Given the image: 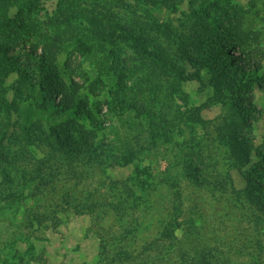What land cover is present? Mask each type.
I'll list each match as a JSON object with an SVG mask.
<instances>
[{"label": "rangeland", "instance_id": "374dc122", "mask_svg": "<svg viewBox=\"0 0 264 264\" xmlns=\"http://www.w3.org/2000/svg\"><path fill=\"white\" fill-rule=\"evenodd\" d=\"M1 5L0 22L6 25L0 23V44L15 42L9 56L30 43H39L40 51V42L64 38L54 60L57 74L72 88L75 84L80 99L96 110L102 126L97 140L117 149L96 168L55 152V164L44 166L38 190L37 181L29 182L35 176L30 156L5 164L30 177L24 187L21 178L10 183L9 190L19 199H0V264H104V256L110 258L115 247L128 254L110 258L111 264H180V253L186 264H197L196 250L202 249L210 264H254L252 256L264 264V231L256 230L246 215L249 210L236 202V192L242 195L246 184L241 170L257 162L264 166V0H2ZM110 23L120 33L130 30L148 48L144 51L157 52L188 74L174 83L173 99L167 96L169 77L152 55H139L131 41L122 38L118 49L102 39ZM217 33L234 35L233 44L240 43L252 53L250 61L260 64L250 89L240 93L254 104L246 122L228 119V104L221 100L238 96L237 91L190 75L209 71ZM114 49V59L101 70L99 62ZM130 70L131 80L154 84L139 98L147 102L153 126L165 134L153 140L151 133L142 131L145 149L131 163L119 165L115 154L126 144L136 150L140 144L129 130L128 115H113L106 103L121 94L130 99ZM16 79L15 74L4 79L6 98H12ZM39 99L37 92L36 99L21 105L38 110ZM190 111L196 120L191 124L186 121ZM11 116L15 122L17 113ZM66 116H50L46 125L61 123ZM75 119L92 126L82 117ZM237 127L246 138L248 159H240L239 167L230 141ZM43 144L26 148L40 159L46 157ZM169 176L172 185L164 180ZM6 186H1L4 194ZM137 190L141 201L135 205L130 196ZM40 213L48 216L39 224L33 215Z\"/></svg>", "mask_w": 264, "mask_h": 264}, {"label": "trees", "instance_id": "16d2710c", "mask_svg": "<svg viewBox=\"0 0 264 264\" xmlns=\"http://www.w3.org/2000/svg\"><path fill=\"white\" fill-rule=\"evenodd\" d=\"M0 11L2 12V5L0 6ZM3 19L8 25H12L7 15H4ZM1 25L5 27L6 24L1 23ZM215 37L214 41L217 45V50L216 52H211L208 57L207 65L209 66V71L204 75H201L199 72H192L190 75L191 77H197L204 84L206 83L204 79L208 78L210 83L215 82L213 83L215 87L221 86L223 90L228 92L237 91L238 96L232 97L231 99L225 96L226 99L221 100L225 105L228 104L226 113L228 119H239L240 121L246 122V118L254 110V104L250 98H243L240 93L244 89H250L251 81H253L251 77L259 71L260 64L250 61L252 53L243 49L240 43L233 44L234 35L217 33ZM121 38L127 42L131 41L130 44H133V48L139 55L141 52H148V54L157 60L156 66L163 69L169 77L170 87L168 95H166L170 100L173 99L176 91L174 83L179 84L180 78L184 79L188 75L186 72V75H184L183 68L175 67L170 59H160L155 51H144L148 48L140 44L138 41L139 37L134 36L130 30L128 33H120L116 25L112 23L106 25V35L105 37L102 36V39L117 46L118 49L119 44L122 42L120 40ZM63 39L59 36H54L51 40L40 42V51L37 50L39 43H30L28 46L21 47L20 49L22 51L13 56H9L7 53L14 51L15 42L7 39L4 44H0V158L2 159V161L0 160V199L9 200L10 202L19 199L16 191L9 190L11 189L10 183L14 178H21V185L24 187V180L26 181L30 176H27V174L20 175L14 171V168H6L5 164L10 165L11 161L20 158L23 154L30 156L32 159L28 164L33 166L30 172L34 173L35 176L29 182L34 183L37 181L34 189L38 190L43 179L44 166L47 165L52 168L55 164V152L61 153L67 160L80 161V163L88 168L100 167L102 163L107 162L106 159L109 155L116 152V146L103 144V142L97 140V135L102 129V126L100 120L96 118V110L80 99L77 94L78 88L75 87V84L72 88V86L68 85L57 74L54 60L56 54L62 50L64 44ZM87 42H89L88 37ZM89 48L86 47L84 50L90 52ZM235 50L238 51L236 56L232 54V51ZM114 52L115 49L110 50V53L106 55L104 60L99 62V68L101 70L110 58L114 59ZM115 54H119L117 50ZM246 59L249 60L246 61ZM200 62H204V60ZM160 72L164 73L163 71ZM129 73V75L126 74V77L130 81L126 85L128 89L126 93L130 99L124 98V95L121 94L120 97L107 101L106 103L113 115H128L131 121L129 123V130L135 132L134 139H137L138 144H140L138 150L128 144L124 145L121 148V153L115 154L116 162L119 165L131 163L139 156L138 153L145 149V146L141 144L143 140L139 136L142 131L146 130L151 133L150 136L153 140L165 134V131L153 126L152 117L149 115L151 112L147 109V102L144 103L139 98L143 95V91H148L146 88L154 87V84L141 83V80L137 77L131 80L133 72L130 70ZM10 74H15L17 77L14 87H11V89H14L11 99L4 96L6 90L2 89L4 79ZM124 79L125 77L122 78V81ZM257 82L259 83L260 81L257 80ZM37 92L41 93L40 102L39 100L38 102L36 101L39 107L38 110H34L30 106L22 107L21 102L28 98L34 97L36 99ZM148 95L144 98H148ZM48 110H50V115L46 113ZM98 110L100 109L98 108ZM14 112L17 113V117L15 118V122H12L11 114ZM65 112H67V116L61 123L46 125L47 118ZM190 113L186 121L190 122V124L195 123L196 120L192 114L193 112L190 111ZM80 117L90 121L92 126L86 127L83 123L76 122L75 118ZM11 128L12 132H10ZM240 133L241 128L237 127L230 134V138H232L230 141L233 146V155L235 158L234 164L236 166H238L240 159L248 160L246 158V138L241 136ZM220 136L221 134H219ZM40 143H44L43 145H45L42 148V153L46 157L36 159L35 155L30 153L26 148V144L37 147ZM20 145L21 147L18 148ZM241 174L246 184L242 190V195L236 192V202L241 208L249 210L246 215L254 224L256 230L260 232L264 231V166L261 162L254 163L247 170H241ZM196 175L193 174V178ZM164 180H168V183H171L170 185L174 183V179L171 176L165 177ZM6 183L7 189L4 194V189L1 186H5ZM142 188H145V186H142ZM137 193L138 190L133 191V195L130 196L135 205L141 201V196ZM88 207H90V204H88ZM47 216L46 213L34 214L33 219L40 224L42 218ZM104 248L106 249L105 243ZM115 248L113 249L114 252H111V259L121 254L123 255H121L122 257H127L128 252L125 249ZM196 251L195 259L197 264H210L204 249ZM103 254H105V250H103ZM107 256L108 254L104 256L106 259L104 264H111L112 260ZM20 260L22 261V259ZM185 260L180 253V264H186ZM252 261L254 264H259L258 256H252ZM12 264H16V261L12 262Z\"/></svg>", "mask_w": 264, "mask_h": 264}]
</instances>
